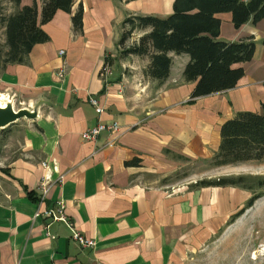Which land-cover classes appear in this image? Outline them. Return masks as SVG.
<instances>
[{"label": "crops", "instance_id": "obj_1", "mask_svg": "<svg viewBox=\"0 0 264 264\" xmlns=\"http://www.w3.org/2000/svg\"><path fill=\"white\" fill-rule=\"evenodd\" d=\"M34 2L39 24L43 0ZM32 3L20 0L12 12ZM172 3L73 0L70 14L56 11L40 26L48 41L35 45L25 64L0 70V107L35 114L0 136L8 149L0 156L6 165L0 168V264H176L250 198L233 186L189 189L188 183L168 191L151 183L153 175L178 169L179 159L210 160L221 125L239 112L261 114L264 102V18L236 29L229 13L217 16L219 41L254 42L252 58L234 66L242 77L223 92L190 99L195 82L182 78L188 55L168 53L170 69L160 84L144 74L149 57H119L123 20L166 17ZM79 6L82 29L74 33L70 17ZM147 32L134 33L127 45ZM92 98L100 114L88 103ZM111 122L120 127L112 147H105L113 137L106 133L95 142L81 139L85 130ZM8 139L18 143L14 156ZM238 169L264 176V160ZM60 204L93 247H80L64 223L34 217ZM262 204L264 193L251 207Z\"/></svg>", "mask_w": 264, "mask_h": 264}, {"label": "trees", "instance_id": "obj_2", "mask_svg": "<svg viewBox=\"0 0 264 264\" xmlns=\"http://www.w3.org/2000/svg\"><path fill=\"white\" fill-rule=\"evenodd\" d=\"M126 2L133 0H125ZM172 12L166 17H126L118 41L119 57H149L144 74L162 83L168 76L171 59L168 53L188 55L189 61L182 71L184 82H195L190 99L232 89L242 77L240 67L254 53L251 38L237 42L219 41V14L229 13L234 28L248 21L253 24L264 18V0H172ZM20 0H12L15 8ZM73 0H43L39 24L37 8L23 6L14 13L0 18L4 29V45L0 47V70L10 64H25L31 49L48 41L40 28L49 22L56 11L71 13ZM72 30L82 29V7L70 17ZM137 41H130L137 32H145ZM262 113L239 112L220 127L218 151L211 158L213 166L220 167L264 160V102ZM137 160L126 163L135 165ZM242 178L200 181L199 187L241 186ZM263 185V184H262ZM260 195L251 196L242 209L230 219L240 216L250 208Z\"/></svg>", "mask_w": 264, "mask_h": 264}, {"label": "rangeland", "instance_id": "obj_3", "mask_svg": "<svg viewBox=\"0 0 264 264\" xmlns=\"http://www.w3.org/2000/svg\"><path fill=\"white\" fill-rule=\"evenodd\" d=\"M12 0H0V18L12 14ZM4 45V29L0 23V47ZM0 131V136L8 130ZM4 132V133H3ZM17 137V136H16ZM9 150L13 151L11 156L16 154L18 143L8 139ZM0 139V156L6 153L2 150ZM179 168L170 171L164 177L153 175L152 184L162 187L165 190H172L173 187L190 184L189 189H198L200 181H215L218 179L242 178V188L253 195L264 193V176L242 174L238 169L241 165H226L215 167L212 160H200L191 162L188 160H178ZM5 163H0V168L4 169ZM263 184V185H262ZM245 205V204H244ZM264 205L250 207L233 219H229L227 224L219 228L205 242L193 250H186L184 256L176 264H264Z\"/></svg>", "mask_w": 264, "mask_h": 264}, {"label": "built area", "instance_id": "obj_4", "mask_svg": "<svg viewBox=\"0 0 264 264\" xmlns=\"http://www.w3.org/2000/svg\"><path fill=\"white\" fill-rule=\"evenodd\" d=\"M63 70L59 72V76H62ZM88 103L94 108L95 112L97 114H100L102 112V109L99 107V104L96 99L92 98L89 99ZM108 134L113 136L106 144L105 147H112L113 145V140L116 136L120 134V127L116 122H111V123H99L87 130H85L81 134V139L84 141H90V142H95L98 137L101 134ZM42 195L45 194V188L42 186ZM63 205L60 204L55 211L53 210H48L46 212H43L40 214L39 212H36L34 214V217H46L51 219L53 222H62L64 223L70 230L71 236L70 238L76 242L80 247L83 248H90L94 246V242L92 240H85L78 232H76L74 229H72L71 224L67 222V219L64 216L63 213Z\"/></svg>", "mask_w": 264, "mask_h": 264}, {"label": "water", "instance_id": "obj_5", "mask_svg": "<svg viewBox=\"0 0 264 264\" xmlns=\"http://www.w3.org/2000/svg\"><path fill=\"white\" fill-rule=\"evenodd\" d=\"M34 117V113L30 114L24 109L14 111L9 105L4 108L0 107V130L6 128L21 118L32 119Z\"/></svg>", "mask_w": 264, "mask_h": 264}, {"label": "bare ground", "instance_id": "obj_6", "mask_svg": "<svg viewBox=\"0 0 264 264\" xmlns=\"http://www.w3.org/2000/svg\"><path fill=\"white\" fill-rule=\"evenodd\" d=\"M6 106H8V105H2L1 108H2V107H6ZM263 252H264V251H263Z\"/></svg>", "mask_w": 264, "mask_h": 264}]
</instances>
